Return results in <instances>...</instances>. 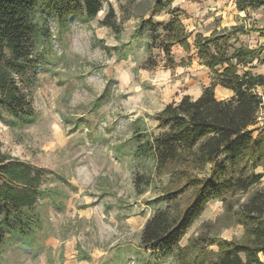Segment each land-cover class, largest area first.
Returning a JSON list of instances; mask_svg holds the SVG:
<instances>
[{"label":"rangeland","instance_id":"1","mask_svg":"<svg viewBox=\"0 0 264 264\" xmlns=\"http://www.w3.org/2000/svg\"><path fill=\"white\" fill-rule=\"evenodd\" d=\"M101 1L102 9L94 19L79 11L61 32L57 22L48 19L52 35L44 49L39 48L45 54L33 70V85L26 89L34 119L23 121L0 105V151L44 171L43 186H56L67 194L63 198L59 193L56 202L49 196L38 199L42 231L32 241L7 234L0 247V264H177L176 249L156 255L140 247L146 219L163 208L165 200L155 189L136 194L133 174L142 166L129 154L128 144L118 152L116 148L130 140L139 118L148 131L159 133L152 116L185 95L197 97L210 84L212 73L194 48L172 49V67L154 48L155 66L149 67L145 43L152 23L169 20L166 4L151 16L155 0ZM214 2L171 3L170 8L180 9L191 42L195 33L220 25L237 42L261 47L264 7L237 12L231 0ZM109 6L122 26L118 38L99 24ZM232 25L244 32H236ZM239 35H245L242 42ZM263 56L240 66L239 73L264 76ZM161 182L166 184L167 177ZM258 186L264 187V176ZM223 211L220 199L210 200L179 245L198 235L208 222L214 223L220 238H238L241 225L230 223Z\"/></svg>","mask_w":264,"mask_h":264},{"label":"trees","instance_id":"2","mask_svg":"<svg viewBox=\"0 0 264 264\" xmlns=\"http://www.w3.org/2000/svg\"><path fill=\"white\" fill-rule=\"evenodd\" d=\"M173 1L154 2L151 16L166 4L170 18L151 24L150 40L145 43L147 63L155 66L152 50L158 48L165 64L172 67L173 45L186 52L193 47L212 80L197 97L185 95L155 113L152 117L159 133L148 131L139 118L130 140L116 148L118 152L128 144L129 154L142 166L133 174L136 194L155 189L165 200L164 207L146 219L139 245L156 255L176 249L177 264H264V187L258 186L264 176V128H252L260 103L252 89L264 85V76L239 73L240 66L262 56L264 46H236L225 29L209 36L197 33L191 46L180 9L170 8ZM234 4L237 11L245 12L264 7V0H234ZM102 6L101 0H0V105L23 121L33 120L36 114L26 89L33 85V70L45 54L39 48L44 49L52 35L48 19H54L61 32L77 12L92 20ZM99 24L117 38L122 32L112 6ZM232 29L244 32L240 27ZM216 86L233 95L217 98ZM260 166L263 169L257 172ZM46 175L0 151V247L7 234L32 241L42 231L38 199L49 196L56 202L59 193L67 198L56 186H43ZM164 177L166 184L161 182ZM213 199L222 201L223 216L230 223L241 225V235L220 238L214 223L208 222L180 246L188 228Z\"/></svg>","mask_w":264,"mask_h":264},{"label":"crops","instance_id":"3","mask_svg":"<svg viewBox=\"0 0 264 264\" xmlns=\"http://www.w3.org/2000/svg\"><path fill=\"white\" fill-rule=\"evenodd\" d=\"M233 3H234V0H231ZM216 2H223V0H216ZM216 2H214V3H216ZM234 8H235V4H234ZM262 9V8H261ZM237 11V10H236ZM237 12H239V11H237ZM235 22H233V24H234ZM185 25V24H184ZM233 26V25H232ZM246 27V26H245ZM252 26H250V28H251ZM253 27H255V28H258V26H253ZM261 27V26H260ZM259 27V28H260ZM223 29H225V27L223 26H220V25H213V27L209 30V31H207V32H197V33H201L203 36H209L210 35V33L212 32V31H214V30H217V31H220V30H223ZM197 33H195L194 35H193V40H194V36L197 34ZM253 33H257V32H253ZM242 36H245V35H239V41H243L242 40ZM237 39H236V37H233L232 39H231V41H235V45L236 46H238V45H241V43L240 42H237L236 41ZM188 41H189V43L191 44V46H192V44H193V41L191 42L189 39H188ZM242 45H245V44H242ZM260 45L261 46H264V42L262 43H260ZM245 46H248V45H245ZM249 48H256L255 46L254 47H251V46H248ZM193 48V47H192ZM180 50V49H183L180 45H177V44H175V45H173L172 46V48H171V50ZM193 50H195V49H193ZM264 54V51L262 52V54L261 55H263ZM257 60V59H256ZM217 93H218V98L219 99H225V98H229V97H231L232 95H233V93H232V91L231 90H229V89H226V88H224V87H219V88H217ZM263 260H264V257H261Z\"/></svg>","mask_w":264,"mask_h":264},{"label":"built area","instance_id":"4","mask_svg":"<svg viewBox=\"0 0 264 264\" xmlns=\"http://www.w3.org/2000/svg\"><path fill=\"white\" fill-rule=\"evenodd\" d=\"M252 92L259 98L260 103L255 114V124L252 128H264V85H257L252 89ZM256 133V131L254 132Z\"/></svg>","mask_w":264,"mask_h":264}]
</instances>
